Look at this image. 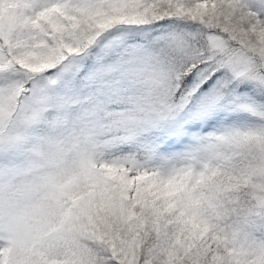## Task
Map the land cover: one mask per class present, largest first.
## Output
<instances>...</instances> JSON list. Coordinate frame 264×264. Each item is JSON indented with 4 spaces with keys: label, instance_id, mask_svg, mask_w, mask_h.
Returning <instances> with one entry per match:
<instances>
[{
    "label": "snow or ice",
    "instance_id": "6c2138e0",
    "mask_svg": "<svg viewBox=\"0 0 264 264\" xmlns=\"http://www.w3.org/2000/svg\"><path fill=\"white\" fill-rule=\"evenodd\" d=\"M0 264H264V0H0Z\"/></svg>",
    "mask_w": 264,
    "mask_h": 264
}]
</instances>
